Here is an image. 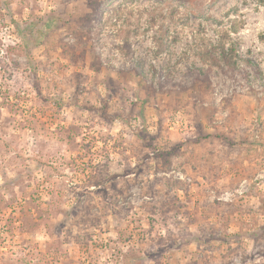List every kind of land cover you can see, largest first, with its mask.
<instances>
[{
  "label": "rangeland",
  "instance_id": "rangeland-1",
  "mask_svg": "<svg viewBox=\"0 0 264 264\" xmlns=\"http://www.w3.org/2000/svg\"><path fill=\"white\" fill-rule=\"evenodd\" d=\"M0 264H264V4L0 0Z\"/></svg>",
  "mask_w": 264,
  "mask_h": 264
},
{
  "label": "trees",
  "instance_id": "trees-1",
  "mask_svg": "<svg viewBox=\"0 0 264 264\" xmlns=\"http://www.w3.org/2000/svg\"><path fill=\"white\" fill-rule=\"evenodd\" d=\"M258 3L264 4V0H256ZM47 27H49V22L46 24ZM224 38L219 41L217 46L211 47L210 49L212 50L211 53L214 55H217V59L221 60L227 67H235L236 61L233 59V53L234 50L232 48L225 49V44L223 43ZM210 54V53H206ZM215 57H213V61H217Z\"/></svg>",
  "mask_w": 264,
  "mask_h": 264
}]
</instances>
